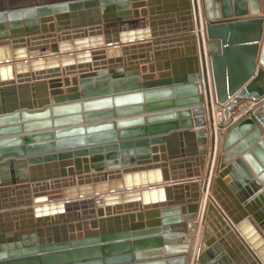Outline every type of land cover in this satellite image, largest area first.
I'll return each instance as SVG.
<instances>
[{"label":"water","instance_id":"95a60500","mask_svg":"<svg viewBox=\"0 0 264 264\" xmlns=\"http://www.w3.org/2000/svg\"><path fill=\"white\" fill-rule=\"evenodd\" d=\"M231 237L264 264V0H0V264H235Z\"/></svg>","mask_w":264,"mask_h":264},{"label":"crops","instance_id":"0c3cea01","mask_svg":"<svg viewBox=\"0 0 264 264\" xmlns=\"http://www.w3.org/2000/svg\"><path fill=\"white\" fill-rule=\"evenodd\" d=\"M58 3V2H57ZM138 9H141V8H138ZM52 15H54V14H52ZM38 17H40V16H38ZM193 23H194V18H193V20H191ZM62 32V31H61ZM58 33H60L59 31H56L55 30V32H48V33H46V34H40V35H55V34H58ZM39 36V35H38ZM28 37H32V36H24L23 37V39H27ZM58 44H60V42L58 41L57 42ZM195 45L196 46H198V42H197V39L195 38ZM40 54H45V55H53L54 53H51V51H50V49H48V50H46V51H40ZM60 68L61 69H64V66H62V65H60ZM63 76H61V77H66L64 74H62ZM79 74H74V75H69L68 77H74V76H78ZM66 86H63V88H65ZM254 105H256V103L255 102H248V101H245V102H243L242 104H241V107L240 108H236L235 110H234V112H236V113H238L236 116H235V119H237L238 117H240L241 115H244L246 112H247V110H244L245 108H250V107H253ZM242 107H244V109H243V112L241 111V108ZM239 111V112H238ZM214 115H215V112H214ZM214 120H215V126L217 125V123H216V116H214ZM216 129H218L217 127H216ZM218 138V137H217ZM210 145V144H209ZM208 162V157H207V159H206V162H205V167H204V169H203V171H202V174H201V177L203 178L204 177V175H205V171H206V168H207V163ZM201 178V180H195V181H198V183H199V188H198V192H199V194H200V196L202 195V193H203V180L204 179H202ZM196 179H197V177H196ZM13 195H15V194H13ZM17 196V195H16ZM209 192L208 191H206L205 192V201H207V199L209 200ZM206 203V202H205ZM101 205V204H100ZM204 207H203V209H202V214H203V212H206V211H204ZM205 215V214H204ZM215 218H216V216H215ZM202 221H201V225H202ZM200 232V231H199ZM198 235H199V233H198ZM198 240V239H197ZM227 247L228 248H230V250L234 253V256H235V258H236V260L234 259V257H231L232 258V261L235 263V264H254L253 263V260H252V258L249 256V254L246 252L247 250H245L243 247H242V242L241 241H239V239L237 238V237H231V241L230 242H228V245H227Z\"/></svg>","mask_w":264,"mask_h":264},{"label":"bare ground","instance_id":"6f19581e","mask_svg":"<svg viewBox=\"0 0 264 264\" xmlns=\"http://www.w3.org/2000/svg\"><path fill=\"white\" fill-rule=\"evenodd\" d=\"M215 116V115H214ZM216 129V128H215ZM211 138H210V136H209V140H210ZM216 140H218L219 141V138H216ZM218 141H216V146H218L219 145V143H218ZM209 144H210V141H209ZM210 146V145H209ZM216 155H217V153H216ZM216 155H214V157H213V161H212V169H211V173H210V176H209V181H208V185H207V188H208V190H210L211 189V186H212V184H210V182H211V180L213 179V177H215L216 176V173H215V169L217 168V165H216ZM209 200L207 199V201H205L206 202V205H205V207L207 208V206H208V204L209 203H211V202H213V198H212V195L209 193ZM206 211H207V209H206ZM205 216H206V214H205ZM204 221H205V218L202 220V225L201 226H203V224H204ZM200 232H199V235H198V240L196 241V244H195V248H194V257H193V263H195V261H196V259H197V251H198V245H199V242H200V236H201V229L199 230Z\"/></svg>","mask_w":264,"mask_h":264},{"label":"built area","instance_id":"2783aa9c","mask_svg":"<svg viewBox=\"0 0 264 264\" xmlns=\"http://www.w3.org/2000/svg\"><path fill=\"white\" fill-rule=\"evenodd\" d=\"M216 153H217V150H216V152H215V155H216ZM209 186V185H208ZM213 186H211V189L210 190H208V188H207V191L212 195V191H213ZM97 203L98 204H101V201L97 198Z\"/></svg>","mask_w":264,"mask_h":264},{"label":"rangeland","instance_id":"374dc122","mask_svg":"<svg viewBox=\"0 0 264 264\" xmlns=\"http://www.w3.org/2000/svg\"><path fill=\"white\" fill-rule=\"evenodd\" d=\"M199 233V232H198Z\"/></svg>","mask_w":264,"mask_h":264}]
</instances>
